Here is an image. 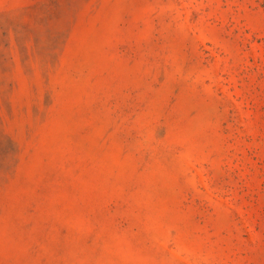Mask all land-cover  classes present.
<instances>
[{
  "label": "rangeland",
  "instance_id": "rangeland-1",
  "mask_svg": "<svg viewBox=\"0 0 264 264\" xmlns=\"http://www.w3.org/2000/svg\"><path fill=\"white\" fill-rule=\"evenodd\" d=\"M0 264H264V0H0Z\"/></svg>",
  "mask_w": 264,
  "mask_h": 264
}]
</instances>
